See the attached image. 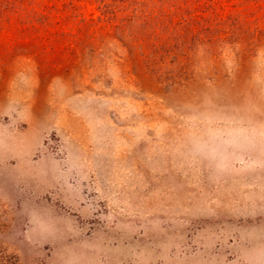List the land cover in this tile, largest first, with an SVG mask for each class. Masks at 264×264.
<instances>
[{"label":"rangeland","instance_id":"rangeland-1","mask_svg":"<svg viewBox=\"0 0 264 264\" xmlns=\"http://www.w3.org/2000/svg\"><path fill=\"white\" fill-rule=\"evenodd\" d=\"M0 264H264V0H0Z\"/></svg>","mask_w":264,"mask_h":264}]
</instances>
